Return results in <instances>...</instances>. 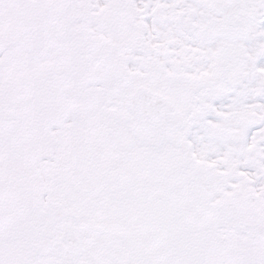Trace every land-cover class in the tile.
Masks as SVG:
<instances>
[{"label":"snow or ice","instance_id":"1","mask_svg":"<svg viewBox=\"0 0 264 264\" xmlns=\"http://www.w3.org/2000/svg\"><path fill=\"white\" fill-rule=\"evenodd\" d=\"M0 264H264V0H0Z\"/></svg>","mask_w":264,"mask_h":264}]
</instances>
